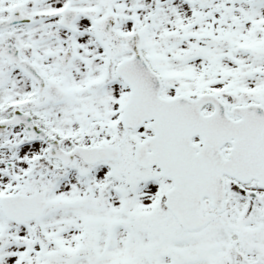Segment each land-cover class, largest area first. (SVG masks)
Segmentation results:
<instances>
[{
    "label": "snow or ice",
    "instance_id": "6c2138e0",
    "mask_svg": "<svg viewBox=\"0 0 264 264\" xmlns=\"http://www.w3.org/2000/svg\"><path fill=\"white\" fill-rule=\"evenodd\" d=\"M0 264H264V0H0Z\"/></svg>",
    "mask_w": 264,
    "mask_h": 264
}]
</instances>
